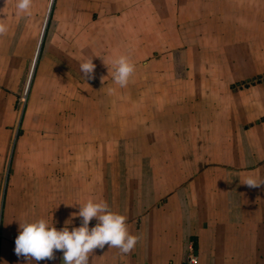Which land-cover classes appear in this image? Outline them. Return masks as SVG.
<instances>
[{
    "label": "crops",
    "instance_id": "crops-1",
    "mask_svg": "<svg viewBox=\"0 0 264 264\" xmlns=\"http://www.w3.org/2000/svg\"><path fill=\"white\" fill-rule=\"evenodd\" d=\"M15 5L0 0V264H29L15 252L19 221L71 230L88 199L139 237L89 264H264V184H242L264 179V0H33L30 16ZM119 55L135 64L123 88L104 63ZM37 60L81 74L70 124L47 108L61 75L31 94L53 123L30 122L32 73L22 94L7 73ZM54 255L30 264H63Z\"/></svg>",
    "mask_w": 264,
    "mask_h": 264
},
{
    "label": "clouds",
    "instance_id": "clouds-1",
    "mask_svg": "<svg viewBox=\"0 0 264 264\" xmlns=\"http://www.w3.org/2000/svg\"><path fill=\"white\" fill-rule=\"evenodd\" d=\"M32 3L33 0H16L17 14L30 16ZM7 31V25L0 21V36ZM104 63L108 70L111 67L115 84L121 88L126 87L135 72V64L130 58L119 55L111 61V65L105 61ZM95 67L93 58H89L80 64V71L87 80L93 79ZM113 92L114 89H108L109 94ZM242 184L259 187L264 184V179L249 175ZM78 204L79 211L74 216H79L82 223L71 230L67 226L71 219L59 230L44 218L19 221L20 234L15 240L17 256H23L30 264L32 260H53L54 251H62L63 264H89L90 254L97 248L103 249L106 244L108 247L118 248L124 254L134 249L139 237L129 233L125 215L113 211L105 200L88 199L87 202ZM93 218L97 223L90 228Z\"/></svg>",
    "mask_w": 264,
    "mask_h": 264
},
{
    "label": "rangeland",
    "instance_id": "rangeland-1",
    "mask_svg": "<svg viewBox=\"0 0 264 264\" xmlns=\"http://www.w3.org/2000/svg\"><path fill=\"white\" fill-rule=\"evenodd\" d=\"M51 26V25H50ZM83 51V50H82ZM86 52L83 51L81 53H79L80 56V60L83 62L86 60ZM77 70H53V69H44V68H39L38 67V60L36 61V65L34 70H32V68H29L28 66H26L25 68H21V69H12L10 70V72L7 73V77H9V79H11V83L17 82V86H18V92H20L22 94L24 88L26 89L28 84H27V80L29 81V75L32 73V78L30 81V86H29V96H28V108H30L31 104L34 105V109H33V116L32 119L30 118V116L32 115L30 113L29 115V120L30 122L33 121V123H38V124H50L53 123L52 119H50L48 116L45 115V111L44 109H46L43 105L38 106V104L33 103V100L31 98V94L34 90L35 87L39 86V84L42 82L43 84L47 85V82H50V80L54 79V77L57 79H59V75H61V77L63 79H67V80H60L59 84L61 85L62 88V98L60 100H57L54 102V106L52 107H47V108H55V110L62 115V120L63 123L65 124H70L69 122V114L72 113V109L75 108V105H73L72 102H70V98L69 96L71 95V97H73V93L75 92L74 89V85L72 84L75 80V78L78 79V77H81V74H79L78 76L76 75ZM82 78V77H81ZM61 82V83H60ZM59 88V87H58ZM82 100H84V97H81ZM29 102L31 104H29ZM26 105V106H27ZM26 111V110H25ZM25 111H24V117L25 118ZM56 112V114H57ZM37 119H39L37 121ZM48 126V125H47Z\"/></svg>",
    "mask_w": 264,
    "mask_h": 264
},
{
    "label": "built area",
    "instance_id": "built-area-1",
    "mask_svg": "<svg viewBox=\"0 0 264 264\" xmlns=\"http://www.w3.org/2000/svg\"><path fill=\"white\" fill-rule=\"evenodd\" d=\"M142 264H147V263H142ZM184 264H197L196 256L193 254L189 255L187 260L184 262Z\"/></svg>",
    "mask_w": 264,
    "mask_h": 264
}]
</instances>
